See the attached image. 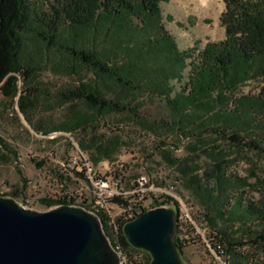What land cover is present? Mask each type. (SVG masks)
<instances>
[{
  "label": "trees",
  "instance_id": "trees-1",
  "mask_svg": "<svg viewBox=\"0 0 264 264\" xmlns=\"http://www.w3.org/2000/svg\"><path fill=\"white\" fill-rule=\"evenodd\" d=\"M43 1L0 0V85L11 75H29L23 61L29 39L47 50L65 53L91 71L95 83L62 94L63 102L83 101L98 113L124 114L144 128H160L181 138H195L197 143L190 149L194 155L184 159H174L170 151H165L168 148L165 141L158 147L164 150L167 161L179 167L189 188L200 197L206 218L216 208L219 216L235 222L243 196L238 197L236 207H229L228 202L232 194L245 193L248 179L229 174L230 161L226 154L219 146L212 147V151L204 148L203 138L211 133L238 151L263 150L260 141L250 139L253 131L248 128L256 120L254 112L264 114V88L260 97L252 100L244 96L236 100L238 107L228 106L239 87L252 80H264V0H223L226 8L221 22L226 38L210 42L200 51H182L167 31L161 7L167 0H51L46 5ZM68 29L86 30L85 44L75 37L66 40L64 31ZM121 57L126 58L124 63H120ZM187 70V82L173 97L171 82L183 81ZM102 87L113 91L114 97L104 94ZM143 88L166 99L167 119H144L137 100V93ZM34 103L29 97L20 99L26 111ZM92 122V116L76 114L57 131L82 128L88 132ZM123 145V135L117 134L113 138L93 137L89 147L94 150V160L99 162L112 160ZM202 152H207L213 163L199 176L202 168L196 161ZM38 164L45 166L44 161ZM44 202L50 206L68 205L52 199ZM243 210L245 216L264 221V202L246 204ZM102 222L106 226L105 218ZM210 238L214 248L223 251L231 263L251 264L252 257L240 250L245 245L243 242L230 235L225 237L216 227L210 229ZM176 242L183 254L184 247L177 239ZM250 242L254 248L264 249V230L253 233ZM119 244L128 264H151V256L134 248L123 229ZM141 252L147 253L148 263L134 260Z\"/></svg>",
  "mask_w": 264,
  "mask_h": 264
},
{
  "label": "rangeland",
  "instance_id": "rangeland-1",
  "mask_svg": "<svg viewBox=\"0 0 264 264\" xmlns=\"http://www.w3.org/2000/svg\"><path fill=\"white\" fill-rule=\"evenodd\" d=\"M48 1L51 0H44V5ZM178 1L167 0L161 7L165 27L182 51H200L208 43L220 42L226 38V29L221 22V15L226 8L223 0H214L213 7L207 12L194 9L187 4V0H183L184 7L180 8ZM87 36L86 30L64 31L66 40L75 37L81 44H85ZM23 55L29 75H11L0 85V156L4 157L0 161L1 197L13 198L20 205L37 212H48L55 205L50 206L44 199L60 198L63 193L61 182L58 184L55 181L57 179L66 180L74 193L94 199L96 180L80 184L71 179L80 167V156L83 153L94 165L95 178L108 177L111 173L121 184L119 191H132L141 176L149 177L154 187L148 193L147 210L162 205L178 211L179 207L174 199L158 190L170 185L176 186L175 193L183 203L194 206L190 214L197 226L192 231L193 242L182 254L185 264H228V259H216L215 253L207 244L211 242L210 229L215 227L225 237L230 235L245 244L240 250L252 257L251 264H264V249L254 248L250 242L253 233L264 230V221L245 216L243 210L246 204L260 205V202H264V114L253 113L256 120L248 128L251 133L253 131V135L246 133L250 139L261 142V151H238L229 147L225 140L219 141L214 134L204 135L203 147L212 151V147L219 146L230 161L228 173L248 179L249 183L243 195L232 194L229 199V207H236L238 197L243 196L242 209H237L235 222L226 221L219 216L216 208L210 212V218H206L200 197L189 188L179 167L167 161L163 156L164 150L159 148L165 141L168 145L165 151H170L174 159H184L194 155L190 149L197 143L195 138H181L176 133L160 128H144L124 114L107 111L98 113L83 101L63 102L62 94L69 90L94 85V74L65 53L47 50L32 39L26 42ZM125 60V57L119 58L120 63ZM188 73L189 70L185 72L183 81L171 82L173 97L182 91L188 80ZM263 88L264 80L245 83L232 95L228 108L238 107L236 100L244 96L252 100L260 97ZM102 91L109 98L114 97L113 91L108 88L102 87ZM23 97L35 101L34 106L27 107L28 111L20 105ZM137 100L145 120L169 117L166 99L154 94L151 89L140 90ZM76 114L92 116L93 122L88 132L82 128L57 131L58 127ZM117 134L123 135L124 142L118 154L112 160L96 162L92 154L94 150L89 147L91 139L113 138ZM215 152L218 153L217 150ZM42 161L45 162L44 167L38 164ZM196 163L202 168L198 175L203 176L204 169L213 163V159L207 152H202ZM226 245L228 247L227 243ZM134 260L144 263L149 261L145 252L136 255Z\"/></svg>",
  "mask_w": 264,
  "mask_h": 264
},
{
  "label": "water",
  "instance_id": "water-1",
  "mask_svg": "<svg viewBox=\"0 0 264 264\" xmlns=\"http://www.w3.org/2000/svg\"><path fill=\"white\" fill-rule=\"evenodd\" d=\"M178 211L147 210L124 226L151 264H185L176 242ZM0 264H124L99 217L76 206L37 212L0 196Z\"/></svg>",
  "mask_w": 264,
  "mask_h": 264
},
{
  "label": "built area",
  "instance_id": "built-area-1",
  "mask_svg": "<svg viewBox=\"0 0 264 264\" xmlns=\"http://www.w3.org/2000/svg\"><path fill=\"white\" fill-rule=\"evenodd\" d=\"M77 183L93 182L95 183L96 195L94 199L88 196L78 195L74 193L68 186L66 180L55 181L59 184L63 190L60 198H52L56 202H66L68 205L81 207L95 216L99 217L101 222L102 218H105L104 230L107 232L108 238L114 250L119 253L123 263L128 264L127 256L124 254L121 245L119 244V237L121 230L124 231V220L127 216H135V219L147 211L146 202L148 198L149 190H153L154 185L151 184V179L147 176H141L136 183L134 190L126 192L121 190V184L116 180L112 174L108 177L95 178L94 165L90 159L83 153L80 156V167L74 176L71 178ZM160 192L166 194V197L174 199V202L178 204V216L179 223L177 229V240L184 247V249L193 242L194 235L192 231L197 228L193 217L190 214V210L194 209V206L189 204L185 205L181 198L176 193V186L170 185L164 189H158ZM118 199V200H117ZM193 204V203H192ZM62 204H56L54 208L61 206ZM106 227V229H105ZM208 246L215 253L216 259L222 258L227 260V256L223 251H217L211 242H207ZM226 263L231 264L230 261Z\"/></svg>",
  "mask_w": 264,
  "mask_h": 264
},
{
  "label": "bare ground",
  "instance_id": "bare-ground-1",
  "mask_svg": "<svg viewBox=\"0 0 264 264\" xmlns=\"http://www.w3.org/2000/svg\"><path fill=\"white\" fill-rule=\"evenodd\" d=\"M213 2L214 0H187V4L192 6L194 9L198 11H204L207 12L209 9L213 7ZM179 7L182 8L184 7L183 0H179ZM135 219V216H127L126 219L124 220V226Z\"/></svg>",
  "mask_w": 264,
  "mask_h": 264
}]
</instances>
